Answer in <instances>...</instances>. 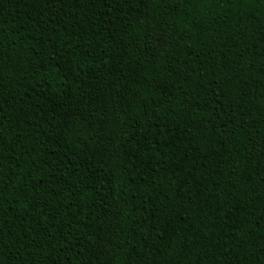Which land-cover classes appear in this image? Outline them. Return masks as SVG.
Returning a JSON list of instances; mask_svg holds the SVG:
<instances>
[{"label": "trees", "instance_id": "obj_1", "mask_svg": "<svg viewBox=\"0 0 264 264\" xmlns=\"http://www.w3.org/2000/svg\"><path fill=\"white\" fill-rule=\"evenodd\" d=\"M0 264H264V0H0Z\"/></svg>", "mask_w": 264, "mask_h": 264}]
</instances>
